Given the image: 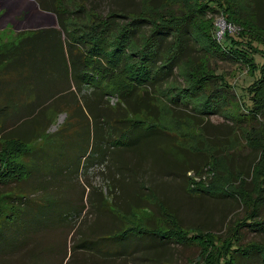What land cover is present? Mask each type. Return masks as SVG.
I'll list each match as a JSON object with an SVG mask.
<instances>
[{
	"label": "rangeland",
	"instance_id": "374dc122",
	"mask_svg": "<svg viewBox=\"0 0 264 264\" xmlns=\"http://www.w3.org/2000/svg\"><path fill=\"white\" fill-rule=\"evenodd\" d=\"M217 1L0 0V58L8 51L16 52L6 62L0 61V137H25L33 148L32 153L22 157L29 166L30 176L24 180L0 183L1 204L10 200L16 205L13 208L6 204L0 214V264H155L154 257L157 264L194 262L201 252L200 246L174 242L157 245V241H151L154 245L147 246L150 244L143 242L149 240L144 237L138 238L143 241L139 243L131 238L128 247H123L125 252L133 250L126 257L108 253V250L116 251L114 248H119L118 244H111L109 248L106 244L105 255L100 250L76 248L75 245L84 238L108 239V234L115 233L123 222L136 226L147 219L148 213L144 209L134 208L126 214L120 207L123 204L119 199L123 198L124 203L128 198L126 195L135 189L134 183L128 181L129 176L120 178L121 163L126 164V158L130 163L136 158L135 165L139 169L145 166L150 170L152 177L158 181L161 196L170 202L168 206L177 209L183 225L193 231L200 227L224 236L232 222L246 216V206L232 194V189L242 184L240 176L247 182L246 188L251 189V171L259 158V151L244 145L243 139L244 131L250 126L249 118L243 119L247 114L242 101L249 102L243 87L252 78L247 66L230 59L211 58L207 51L201 49V44L209 47L208 35L217 41L223 40L225 44L224 32L228 31L234 38L240 31L248 32L243 21L247 16L251 18V0H219L220 7ZM260 7L264 21V1ZM57 8H63V13H59ZM191 10H199L194 33L198 39L187 33L172 74L156 86L143 87L140 96H137L138 88H135L131 95L132 104L128 103L130 99L122 102L114 93L101 98L100 91L94 93L89 84L82 81L76 83L67 73V62L63 60L58 45V37L64 40L67 35L65 27L83 28V24L91 19L101 18L115 21L111 23V28L116 31L130 21V16L146 15L147 19L156 21L179 17ZM147 19L143 21L146 25L144 30L133 24L136 30L131 33L139 43V31L150 28ZM64 20L66 23H63ZM251 31L258 32L264 42V29L254 26ZM170 40L168 37L166 43ZM64 49L67 52L66 43ZM260 49L264 53L263 44H260ZM257 60L262 62L259 55ZM213 68L217 73H223L232 85L230 93L224 94L223 109L219 108L215 114L202 115L203 120L199 113L191 110V105L179 106L174 111L171 97L184 86L197 84L196 90H199L200 84H203L201 98L211 93L214 81L209 75L213 73ZM203 76L206 78L202 81L200 78ZM181 98L188 99L187 96ZM137 110L141 111L132 114ZM182 114L196 116L197 120L178 116ZM125 117L148 124L157 122L156 135L165 131L176 136L183 142L178 145L186 149V155L189 149L196 150L203 145L214 150V157L228 154L232 170L227 169L225 160L219 158L215 172L211 171L208 176L206 173L202 179L196 177L198 184L200 179L205 182V189L192 193L191 197L185 193L180 174L184 162H175L180 151L171 147L172 152H169L160 141L167 139L154 135L133 139L153 141L145 144L146 154L142 157H137L133 150L125 152L130 157L120 156L123 154L118 149L115 153L114 149H110L103 157L98 150L93 153L98 147L93 140L105 137L107 129L108 138L110 136V140H114L122 127L128 125L123 123ZM208 140H215L216 143L221 140L224 147H210ZM91 145L94 149L92 154L87 155ZM192 159L195 160V157L192 156ZM197 159L201 169L206 158L198 155ZM142 161H145L143 166ZM211 165H215L214 160ZM122 171L125 172L124 169ZM170 171L177 173L176 179L165 177L164 174ZM113 179H121V190L117 191ZM22 193L26 196L18 198L17 195L21 197ZM10 194H13L11 198L8 197ZM117 196L118 199H114ZM118 219H123V222L119 223ZM163 223L160 221L159 225ZM242 233L243 243L264 242V232L260 230L243 227ZM110 241L103 240V243ZM252 258L260 263V255ZM239 261L238 264H257L253 260L246 263Z\"/></svg>",
	"mask_w": 264,
	"mask_h": 264
},
{
	"label": "trees",
	"instance_id": "16d2710c",
	"mask_svg": "<svg viewBox=\"0 0 264 264\" xmlns=\"http://www.w3.org/2000/svg\"><path fill=\"white\" fill-rule=\"evenodd\" d=\"M216 1L217 0H215V2ZM263 1L264 0H251V18L247 16L243 21L244 28L247 27L248 32L240 31L241 34L238 32L237 38H234L228 31L224 32L225 44H223V40L217 41L216 38L208 35L209 47L207 48V46L201 44V49L207 51L206 53L211 58L216 56L221 59H230L236 64L241 62L249 68L248 74L252 78L249 84L243 87L249 100L248 103L242 101L244 111L247 114L243 119L249 118L248 124H250L249 129L244 131L243 139L245 140L244 145L259 151V158L253 165L251 171V189L246 188L247 182L240 175V182H242L243 186L239 183L235 189H232V194H235L239 201L246 206V216L237 220L235 223L232 222L228 228V233L224 236L216 234L212 230L201 229L200 227H197L193 231V229L183 225L177 209L169 207L168 205L170 202L161 196L162 194L159 190L158 181L152 177L150 170L142 165L145 161L141 162L143 166L141 170L135 165L136 158L135 161L131 163L128 161L129 158H126L124 159L126 164L121 163L120 178L125 175L129 176L130 179L128 181L134 183L135 189L131 190V192L126 195L128 198L124 203L123 198L119 199L123 204L120 207L123 211L127 212L126 214L131 213L134 208L144 209L148 213L147 219L144 220L142 225L136 226L125 224L126 222H123V219H118L119 223L123 222L122 226L118 228L115 233L108 234V239L102 237V239L96 238V240H86V238H84V240H81L80 243L75 245L76 248H91V250L95 252L100 250L99 252L105 255L104 249L106 244L107 248H109L111 244H118L119 248H114L116 251L108 250V253L110 255H112L111 253H117V255H115L116 257L121 255H125L122 257H126L131 255L133 250H127L125 252L126 248L123 247H128L127 244H130L132 239H136L135 241L139 243V241L142 240H138V238L144 237L143 239L149 240L148 242L142 241L143 244H150L147 246L154 245L153 242L156 241V244L158 243L157 245H167L174 242L178 244H196L200 246L201 252L198 258L191 264H238V260H240L239 262L241 263L243 261L246 263L249 260H253V262L255 261L257 264H264V242H242L243 227H249L251 230H260L264 232V53H262L260 49V44L264 45V42L261 40V35L258 34V32L253 33L251 31L254 29V26L259 29H264V21L261 17L262 11L260 7ZM217 4L219 7L221 6L219 0ZM57 9L59 13H63L64 11L63 8ZM198 11L199 10H191L190 12L182 13L179 17L165 18L156 21L147 19L146 15H141V17L130 16V21L128 20L124 26L118 27L116 31H113L111 28V23L115 21L108 19L102 20L100 17V19L93 18L91 21L83 24V28L77 27L71 29L65 27L67 35L65 34L64 40L62 37H58V45L61 48L63 60L67 62V73L72 75L73 79L70 77L72 81L74 80L76 83L82 81L89 84L93 87L91 89L94 93L100 91L99 94L101 98L106 94L114 93L119 96L122 102L125 103L130 99L128 103L132 104L131 95L135 88H138L137 96H140V90L143 89V87H149L150 85L156 86L164 82L166 78L172 74L173 65L176 63L178 57L181 56V49L185 45L184 39L187 37V33L192 37L194 36L197 23L196 18L199 16ZM112 14L115 15L116 13L113 12ZM113 15H109V17ZM58 16L59 15H57V17ZM146 19L150 23V28L143 32L139 31L140 36L137 38L140 41L139 43L138 40L136 41V39L133 38V24H138L144 30V26L146 25L143 21ZM64 22L65 20L63 23ZM212 25L213 23L211 22V27ZM168 37L171 40L169 43H166ZM194 37L198 39L197 36ZM64 43L67 44V52L64 49ZM129 47L132 49L137 47V49L134 51ZM15 53L14 51H8L5 55L1 56L0 61L6 62V60L13 58ZM67 53L69 55H67ZM257 55L262 58V62L257 60ZM80 63L82 64L81 66L79 65ZM213 69V73L209 75L212 81H214L211 93L207 97L201 98V91L205 87L203 84H200L199 90H196V88H198L197 84L184 86L181 90H176L175 95L171 97V101L174 104V111H177L176 109H178L179 106L186 107V105H191V110L199 113L203 120V116L215 114L218 112L219 108H221V110L223 109L222 106L225 104V99L223 98L224 94L228 95V93H230L232 85L228 83L223 73H217L215 68ZM204 78H206V76L200 79L203 81ZM182 96L184 98L187 96L188 99L183 100L181 98ZM140 111L141 110H137L131 113L135 114ZM178 116L189 117L191 119L194 117L197 120L196 116L190 117L188 114ZM120 119L121 118L118 120ZM123 123H128L127 127H122V130L114 137V140H110V136L108 138V129L105 137H103V135L101 139L99 138L100 140H93L98 147L94 149V146L91 145L87 151V155L90 153L92 154L91 150L94 149L93 153H97L96 151L98 150L101 157H103L104 154L108 155L110 149H114V153L115 149H118L122 151L123 155H120L122 157H130L129 154L125 152H130L132 150L134 152L136 151L137 157L144 156L146 154L145 144L153 141L133 139H141L148 135L157 136L158 123L148 124L143 120H131L128 117L123 119ZM200 125L203 128L206 127V125ZM109 126L107 128H109ZM117 127L118 126H116V128ZM157 137L167 139L160 141L164 146H167L169 152H172L171 147H175L180 151L175 162L178 163V160L184 162V167L180 174L181 177H183L185 193L191 197H193L192 193L205 189V182L201 179L206 173L208 176L211 171L215 172L217 170L216 166L219 158H222L223 161L225 160L227 169L229 168L232 170L228 163V154L222 157H214V150L207 149L205 145H203V147H197L196 150L188 148L190 152H188L187 156L186 149L178 145L183 144V142L178 140L176 136L166 133L165 131H159V136ZM219 141L220 142L216 143L215 140H208V142L211 143L210 147L217 146L222 149V147H224V142L221 140ZM30 143L29 139L17 135L0 137V183H7L11 180H24L30 176L29 166L22 158L28 153H32L33 148H30ZM198 149L202 151L199 152ZM198 155H202L203 159L204 157L206 158V162L203 160L205 166L201 169L198 166ZM192 156L195 157V160L192 159ZM213 160L215 161L214 166L211 165ZM146 164L147 162L145 165ZM122 169H124L125 172H123ZM164 175L168 180L172 178L176 179L178 176L175 171H170ZM196 177L201 178L199 184L198 181L195 180ZM120 180L121 179L117 181L113 179V184L117 185V191L122 188V185L119 184ZM123 185H125L124 182ZM119 194L122 197L121 191ZM11 195L13 194H10L8 197L11 198ZM23 196L25 197L26 193H22L21 197L17 195L18 198H22ZM118 197L119 196H117V198L114 197V199H118ZM2 202V204L0 202V214L5 210L6 204H10V207L14 206L13 208L16 206L12 204L10 200ZM115 218H117V214H115ZM160 221H164L162 226L159 225ZM139 234L143 235L138 236ZM129 238L132 239L130 240ZM103 240L112 241L103 243ZM254 255L261 256L260 263L252 258ZM153 261L157 264L155 257Z\"/></svg>",
	"mask_w": 264,
	"mask_h": 264
}]
</instances>
